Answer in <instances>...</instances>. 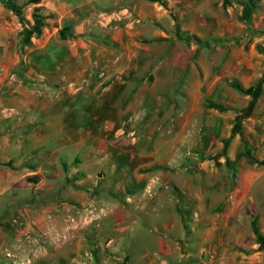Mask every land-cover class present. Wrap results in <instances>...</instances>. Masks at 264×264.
<instances>
[{
    "label": "rangeland",
    "instance_id": "374dc122",
    "mask_svg": "<svg viewBox=\"0 0 264 264\" xmlns=\"http://www.w3.org/2000/svg\"><path fill=\"white\" fill-rule=\"evenodd\" d=\"M15 1L26 23L0 3V55L6 59L0 64L6 69L11 50L19 56L12 71L0 74V87L14 74L17 80L39 83L45 90L52 76L46 70L54 44L58 39L66 42L69 35L84 40L85 33L77 34L76 28L89 13L76 5L71 19H62L49 7L51 0ZM172 1L121 0V5L98 17L100 31L118 24L120 33L141 35L134 58L139 69L134 75L148 82L150 88L142 94L155 100L149 105L150 120L145 119L149 125L141 128L145 134L130 150L134 157L131 152L125 160L132 164L133 176L139 166L137 176L114 193L104 191L103 183L91 185L87 197L78 194L67 200L73 205L58 220L46 210L53 204L51 195L29 183L33 177L12 182L15 186L7 191L8 185L1 182L0 264H264L260 244L264 239V0ZM201 5L204 24L197 27L205 39H183L191 31L182 35L181 15L193 28L196 7ZM164 33L182 38L168 39ZM105 43L110 50L103 54L118 50ZM193 43L204 49V63H217L213 73L169 68V51L190 50ZM43 52L47 60L36 61ZM190 52L189 67L200 60ZM75 60L91 63L84 55ZM40 74L49 78L41 81ZM199 77L206 82L195 87ZM80 79L77 75L76 81L81 83ZM234 82L250 93L241 94ZM3 94L0 88V97ZM213 104L230 109L220 112L211 108ZM93 108L103 117L116 116L115 110L100 104L93 103ZM12 115L16 111L4 103L0 118L9 122ZM185 126L192 153L188 163L154 169L144 165L153 161L155 142L174 137ZM243 140L251 150L250 159ZM3 161L8 158L0 155ZM41 162L20 156L11 159L23 166ZM149 171L154 172L149 175ZM112 214L117 221L106 225Z\"/></svg>",
    "mask_w": 264,
    "mask_h": 264
},
{
    "label": "crops",
    "instance_id": "0c3cea01",
    "mask_svg": "<svg viewBox=\"0 0 264 264\" xmlns=\"http://www.w3.org/2000/svg\"><path fill=\"white\" fill-rule=\"evenodd\" d=\"M172 2L175 4L181 1ZM76 5L87 8L85 14L89 13L76 28L77 34L85 33L86 37L83 40L69 35L66 42L59 39L56 41L46 70L52 74L50 86H45L44 90L39 83L31 85L10 74L5 85L0 87L4 93V97H0V107L6 103L17 114L12 115L9 122L0 118V124H4L0 126V155L8 158V161L0 163V183L8 185L7 191L15 186L12 182L33 177L29 183L37 184L51 195L49 197L53 204L46 210H51L48 215L53 214L57 220L72 204L67 200L77 198L78 194L83 198L87 197L90 195L88 191L91 185L103 183L107 186L104 191L114 193L134 178L139 166L133 176V166L125 163V160L132 152L130 150L136 148L141 135L145 134L141 128L149 123L147 113L151 116L153 114L149 105L155 100L142 94L144 88H150L148 82L134 75L139 69L134 58L139 54L141 35L135 38L129 30L127 34L120 33L118 24L113 25V29L110 26L107 30L104 28L100 31L103 27L98 25V17L121 5V0H51L49 7L62 19H71ZM196 9V20L191 24L193 28L189 27L187 19L181 15L182 35L190 30L191 34L187 33L185 36L187 39L190 36L195 40H204V35L199 31V27L204 24L201 21L204 7L201 5ZM164 35L168 39L181 37L179 34ZM106 40L110 42L107 45L118 46V50L110 51L112 54L109 56L103 54L105 50H110L104 47ZM192 46L190 50H180L178 53L171 49L169 68L172 71L177 68L182 71L190 70L193 74L199 73L200 68L213 73L217 63H204V49L194 43ZM44 47L46 45L41 48ZM189 51L193 53L192 57L200 56V60L191 63V67L187 65ZM13 55L16 58H12ZM83 55L90 57L91 63L75 60L76 56L80 58ZM9 56L11 59L4 67L6 69L0 64V74L12 71L17 66L19 56L16 51L14 54L11 50L7 57ZM47 56L46 52L40 53L36 61H46ZM3 61L6 59L0 55V62ZM31 61L30 57L29 62ZM240 64H235L236 68ZM36 65L40 68L39 63ZM125 72L131 74L127 79L122 75ZM77 75L81 77V83L76 81ZM39 77L41 81L49 78L48 74H40ZM205 82L200 77L196 78L195 87L203 86ZM93 103L115 110L116 116L103 117L93 108ZM187 132L185 126L174 137L155 142L157 144L154 147L157 149L151 153L153 161L144 165L154 169L170 163H188L187 158L192 153L188 149L190 141ZM196 151L195 155L200 154L201 148ZM19 156L21 160L34 158L42 162L28 163V166H23L25 163H11V159ZM77 159H80L79 163H75ZM152 172L147 173L151 175ZM99 173L102 174L100 178ZM61 182L64 183L62 186ZM113 216L110 215L106 225L117 221Z\"/></svg>",
    "mask_w": 264,
    "mask_h": 264
},
{
    "label": "trees",
    "instance_id": "16d2710c",
    "mask_svg": "<svg viewBox=\"0 0 264 264\" xmlns=\"http://www.w3.org/2000/svg\"><path fill=\"white\" fill-rule=\"evenodd\" d=\"M39 1L40 0H35V2H39ZM0 3L3 4L4 6L8 7L10 10H12L19 17V19H20L22 24L26 23L24 17L21 14V7L15 0H0ZM249 8H250V11H253L252 6H249ZM248 16H249V19H250V13L248 14ZM183 39H187V38L183 37ZM262 83H263V81H261L259 86H258V92H260V90H261ZM232 86L237 91H239L241 94L248 95L250 93V89H244V87L242 85H240L239 83H237V82H234L232 84ZM256 99H257V94L254 96L253 102L251 103V107H253V105L255 104ZM211 108H213V109H215L217 111H220V112H226L227 110L230 109V108L224 107V106H222L220 104H213L211 106ZM236 132L238 134H240L242 139H243V131H240V129L238 128L236 130ZM243 142H244L245 153H246L247 157L250 159L251 150H250V148H248L247 142L245 140H243ZM252 162H254V160H252ZM257 235H258V237L261 238V235H260L258 230H257ZM260 244L264 245V239L261 240Z\"/></svg>",
    "mask_w": 264,
    "mask_h": 264
}]
</instances>
